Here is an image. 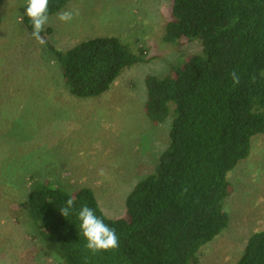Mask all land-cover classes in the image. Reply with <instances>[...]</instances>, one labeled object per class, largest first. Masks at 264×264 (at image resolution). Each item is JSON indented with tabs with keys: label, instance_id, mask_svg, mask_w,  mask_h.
Listing matches in <instances>:
<instances>
[{
	"label": "trees",
	"instance_id": "trees-1",
	"mask_svg": "<svg viewBox=\"0 0 264 264\" xmlns=\"http://www.w3.org/2000/svg\"><path fill=\"white\" fill-rule=\"evenodd\" d=\"M70 1L49 0L48 16ZM171 1L163 42L198 40L203 54L172 67L165 77L144 81V113L153 125L165 123L174 104L169 144L155 173L132 188L119 219L103 214L93 190L71 194L35 181L33 168L21 175L20 186L2 180L3 192L33 183L15 201L14 236L0 234V264H85V257L87 264H200V249L227 228V174L250 155L251 140L264 135V0ZM23 15L18 22L34 40ZM50 34L45 28L40 33L46 41L42 46L52 54L68 94L78 99L100 97L125 69L143 63V51L135 55L115 37H94L56 51ZM232 71L240 77L235 86ZM0 83L1 89V78ZM69 198L76 211L86 204L115 230L116 249L86 251L75 211L60 214ZM237 264H264V230L247 239Z\"/></svg>",
	"mask_w": 264,
	"mask_h": 264
},
{
	"label": "rangeland",
	"instance_id": "rangeland-1",
	"mask_svg": "<svg viewBox=\"0 0 264 264\" xmlns=\"http://www.w3.org/2000/svg\"><path fill=\"white\" fill-rule=\"evenodd\" d=\"M24 3L0 0V183L20 186L21 175L33 168L35 181L71 194L89 188L107 218L124 217L132 188L155 173L174 119V104L162 125L146 119L144 81L165 77L172 67L202 55L201 42H163L164 27L172 20L171 0H71L60 11H73L71 22L58 21V12L44 26L51 30L49 41L56 51L109 36L135 55L145 53L143 63L125 69L107 93L78 99L68 94L50 51L30 40L18 22ZM101 169L104 175L98 174ZM227 181L230 195L223 209L229 223L200 249V264H237L247 239L264 230V135L251 140L250 155L227 174ZM32 183L0 190L3 236H14L12 223L19 217L15 201Z\"/></svg>",
	"mask_w": 264,
	"mask_h": 264
},
{
	"label": "clouds",
	"instance_id": "clouds-1",
	"mask_svg": "<svg viewBox=\"0 0 264 264\" xmlns=\"http://www.w3.org/2000/svg\"><path fill=\"white\" fill-rule=\"evenodd\" d=\"M48 5L49 0H25L24 3L26 10L23 16H26L31 22V37L41 45L46 43L40 33L43 31L49 19ZM73 16V11H63L58 13L56 18L61 23H69L72 21ZM230 75L233 86L238 85L240 83L239 75L235 71H232ZM98 174L104 175V170L101 169ZM59 210L60 214L64 217H68L75 211L76 218L79 221V234L85 241L84 248L87 252L95 255L99 252L109 251L118 247L119 240L115 230L107 225L86 204L82 205L76 211L74 209V200L69 198ZM85 264H87V257H85Z\"/></svg>",
	"mask_w": 264,
	"mask_h": 264
},
{
	"label": "crops",
	"instance_id": "crops-1",
	"mask_svg": "<svg viewBox=\"0 0 264 264\" xmlns=\"http://www.w3.org/2000/svg\"><path fill=\"white\" fill-rule=\"evenodd\" d=\"M260 220L263 222V225H264V216H262Z\"/></svg>",
	"mask_w": 264,
	"mask_h": 264
}]
</instances>
